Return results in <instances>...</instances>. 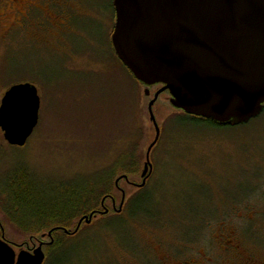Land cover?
<instances>
[{
    "label": "rangeland",
    "instance_id": "374dc122",
    "mask_svg": "<svg viewBox=\"0 0 264 264\" xmlns=\"http://www.w3.org/2000/svg\"><path fill=\"white\" fill-rule=\"evenodd\" d=\"M36 5L40 11H32L30 20L0 36V101L11 85L25 82L35 85L40 98L38 123L23 147L9 145L0 130L3 199L16 170L35 178L49 208L66 197L70 185L115 164L117 178L120 157L137 164L118 188L112 178L103 206L108 214L66 235V254H55L50 264H223L229 254L221 251L215 232L224 226L242 245L250 244L252 254L264 256V113L246 124L216 126L194 121L170 104L168 92L160 93L153 105L160 129L149 156L153 171L138 190L155 137L147 105L161 85L148 87L145 95L147 87L117 58L112 0ZM122 192L124 209L116 215L112 207H119ZM139 192L143 204L128 211ZM1 207L0 199V236L16 252L49 241L18 233ZM94 208L103 210L99 202Z\"/></svg>",
    "mask_w": 264,
    "mask_h": 264
},
{
    "label": "water",
    "instance_id": "95a60500",
    "mask_svg": "<svg viewBox=\"0 0 264 264\" xmlns=\"http://www.w3.org/2000/svg\"><path fill=\"white\" fill-rule=\"evenodd\" d=\"M115 23L111 44L117 58L147 88L161 85L148 102L155 137L147 148L141 173L144 187L151 174L150 152L160 129L153 105L168 92L170 104L184 113L221 125L237 126L264 111V0H112ZM40 98L35 85H11L0 101V130L5 141L23 147L39 120ZM128 181L126 175L116 178ZM104 200L101 201L102 209ZM114 202V201H113ZM125 202L122 192L119 207ZM108 209L79 218L72 231L55 227L43 233L48 242L16 252L0 236V264H44V246L57 230L78 232Z\"/></svg>",
    "mask_w": 264,
    "mask_h": 264
},
{
    "label": "trees",
    "instance_id": "16d2710c",
    "mask_svg": "<svg viewBox=\"0 0 264 264\" xmlns=\"http://www.w3.org/2000/svg\"><path fill=\"white\" fill-rule=\"evenodd\" d=\"M190 118L196 122L204 121L212 125L224 126L200 117L190 116ZM127 156L119 158L118 164L122 169L120 176H129L137 170V164L135 162H124V157ZM116 167L117 164H115L114 169L111 167L108 170L100 171L94 178L82 180L81 185L72 183L73 185H70V190L69 193L67 192L68 194L66 193V197L56 202L53 207L49 206V208L39 198L33 184L35 183V178L27 174L23 169L16 170L7 180L6 185H8V188L5 191L7 198L3 199L4 197L0 194L2 212L18 233L29 235L33 239L35 237L38 238V236L41 237L43 233L55 227L67 229L74 224L77 218L95 210L96 208L94 207L98 205V202L101 204L104 198L106 199L111 195V180L113 177L116 179ZM144 197L139 192L129 201L128 206H133V212H136L134 207L143 204ZM52 237L53 242L47 248V250H51L50 253L48 251L47 264L51 263L55 254H66L64 251H67L65 242L68 237L63 231H54Z\"/></svg>",
    "mask_w": 264,
    "mask_h": 264
},
{
    "label": "flooded vegetation",
    "instance_id": "af4514ba",
    "mask_svg": "<svg viewBox=\"0 0 264 264\" xmlns=\"http://www.w3.org/2000/svg\"><path fill=\"white\" fill-rule=\"evenodd\" d=\"M41 2L42 0H0V36L9 35L11 32L14 31L17 24L20 23L22 25L26 19L30 20L31 19L30 13L32 11L33 12L40 11V8L37 7L36 3L40 4ZM50 15L51 16L54 15L52 11ZM11 18L14 20L11 21L10 20ZM152 171H153V167H152ZM112 208L115 211V208L114 207ZM127 208L128 211H133V207L127 206ZM123 209H124V205L122 207V211ZM121 212L118 213L115 211V214L120 215ZM215 234L217 235L216 236L217 243L221 245L220 247L221 251L229 254L228 256L229 259L223 264H264V256H258L252 254L251 251H253V248L249 246L250 244L248 243L249 245H245V244L242 245L235 231H233L232 229L224 226L221 228L220 232L216 231ZM177 250H180V248H177L174 251L176 253V257H179L181 251H177ZM170 252H172V250ZM168 254L172 256L171 253ZM163 259L165 260L168 258L164 257ZM171 264H182V263L179 260H176ZM193 264H201V263H193Z\"/></svg>",
    "mask_w": 264,
    "mask_h": 264
}]
</instances>
